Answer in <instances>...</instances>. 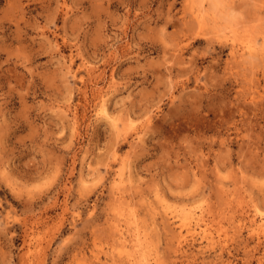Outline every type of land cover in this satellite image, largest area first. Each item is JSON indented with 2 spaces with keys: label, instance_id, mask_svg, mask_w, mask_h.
<instances>
[{
  "label": "rangeland",
  "instance_id": "374dc122",
  "mask_svg": "<svg viewBox=\"0 0 264 264\" xmlns=\"http://www.w3.org/2000/svg\"><path fill=\"white\" fill-rule=\"evenodd\" d=\"M253 214L264 0H0V264H264Z\"/></svg>",
  "mask_w": 264,
  "mask_h": 264
},
{
  "label": "bare ground",
  "instance_id": "6f19581e",
  "mask_svg": "<svg viewBox=\"0 0 264 264\" xmlns=\"http://www.w3.org/2000/svg\"><path fill=\"white\" fill-rule=\"evenodd\" d=\"M197 1V0H195ZM210 2V1H209ZM211 8V7H210ZM215 9V8H214ZM191 14V13H190ZM207 18V17H206ZM253 42V41H252ZM255 46V45H254ZM253 47V46H252ZM257 48V47H256ZM248 51H251L252 48L248 47L246 48ZM259 52V51H258ZM243 55V53H242ZM250 55V54H249ZM232 56V55H231ZM251 56V55H250ZM256 57V56H255ZM97 97H98V101L100 102L101 106H102V110H105L104 108V93L102 91H98L97 92ZM101 110V109H100ZM99 111V110H98ZM101 113V111H100ZM107 113V112H106ZM112 115V114H111ZM113 125V124H112ZM126 172V170H125ZM124 177V176H123ZM129 177V176H128ZM128 179V178H126ZM132 180V179H131ZM129 182V181H128ZM127 184V183H126ZM116 186V185H115ZM128 188V184L126 186ZM175 208V207H174ZM173 220V223L175 225V229H176V243L177 246L179 247L183 242H187L189 240L195 239L196 236H199V238L207 240V242H213L214 238L218 237L220 238V234L219 231L217 232V236L215 237L214 235L210 234L209 229H208V224L204 225L203 227L198 226V218L193 216L194 212H192V210L190 208H182L180 210H169L168 212ZM132 214V213H131ZM130 214V215H131ZM134 216V214H132ZM131 215V216H132ZM206 216V215H205ZM134 218V217H132ZM170 218V219H171ZM134 220V219H133ZM193 220H195V222L193 223ZM207 223V222H206ZM197 225V226H195ZM248 226L250 227L251 231H257V238H259L260 233L262 232V228L264 226V218L257 220L255 218V215L253 214L251 217H249L248 219ZM137 230V229H136ZM135 230V231H136ZM142 230V229H140ZM114 232V229H113ZM119 232V231H118ZM135 233V232H134ZM137 236L139 237V233L138 231L136 232ZM135 233V234H136ZM121 234L120 232L118 233L117 237H120ZM112 237V236H111ZM115 237V236H114ZM136 237V235H135ZM134 237V238H135ZM115 239V238H114ZM117 239V238H116ZM140 239V238H139ZM120 240V239H119ZM117 241V240H114ZM138 241V240H137ZM122 242V241H121ZM120 242V244L122 245V243ZM124 242V239H123ZM144 242V241H143ZM117 243V242H115ZM136 243V242H134ZM119 244V245H120ZM124 244V243H123ZM118 245V244H117ZM144 249V248H143ZM118 253V252H117ZM130 255V254H129ZM144 255V254H143ZM118 259V258H117ZM120 259V258H119ZM141 259V258H140ZM114 260V259H113ZM139 260V259H138ZM148 261V260H147ZM139 262V261H138ZM116 263V262H115ZM140 263V262H139ZM119 264V263H118ZM144 264V263H142ZM149 264V263H147Z\"/></svg>",
  "mask_w": 264,
  "mask_h": 264
}]
</instances>
